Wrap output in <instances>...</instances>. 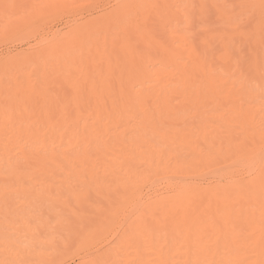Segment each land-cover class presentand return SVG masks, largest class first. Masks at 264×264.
<instances>
[{
    "label": "bare ground",
    "instance_id": "obj_1",
    "mask_svg": "<svg viewBox=\"0 0 264 264\" xmlns=\"http://www.w3.org/2000/svg\"><path fill=\"white\" fill-rule=\"evenodd\" d=\"M6 2L159 7L105 9L103 16L92 8L53 9L39 33L19 16L0 15V258L5 180L19 163L23 176L9 201L54 237L62 264L258 262V243L239 255L225 246L233 228L247 227L253 208L259 240V203L223 189L232 164L224 153L249 130L244 94L226 105L218 82L264 56L260 0H0ZM241 4L256 7H229ZM238 14L243 36L233 27ZM229 46L225 63L220 51ZM204 68L213 71L188 79ZM254 76L258 93V68ZM233 79L239 89V74ZM6 105L23 113L7 132ZM255 112L259 153L258 103ZM125 234L139 235V254L118 247ZM197 236L201 246L217 238L218 245L195 256L184 245ZM18 239L30 243L22 233Z\"/></svg>",
    "mask_w": 264,
    "mask_h": 264
},
{
    "label": "snow or ice",
    "instance_id": "obj_2",
    "mask_svg": "<svg viewBox=\"0 0 264 264\" xmlns=\"http://www.w3.org/2000/svg\"><path fill=\"white\" fill-rule=\"evenodd\" d=\"M92 8L104 15L105 9H129L134 7H151L157 8L158 5L151 6H136V5H60V4H34L31 6L20 5L16 3L6 2L0 4V15L5 20H11L15 16H19L26 20L33 31L39 33L42 28V23L50 10L61 8ZM183 7L187 8L188 5ZM194 7V6H193ZM229 7L236 9H251L256 5H230ZM260 46L264 52V0H260ZM113 20H119L118 16H114ZM186 21L188 17H185ZM147 17L143 18L140 23H146ZM234 31L241 36L244 35L246 29L240 22L239 14L233 24ZM10 28L5 25L3 35L7 41L9 38ZM249 40L252 35H249ZM232 57L231 47H225L220 51V58L225 63H230ZM260 75L259 91L257 93L255 85L254 73L257 70ZM207 68L199 69L195 72L188 73V79H192L194 75H199L200 72H209ZM239 74L240 87L236 88L234 77ZM224 79L218 82V88L221 97L224 98L226 105L234 103L233 97L240 99L241 94L244 98L240 100V108L246 111L248 117L247 125L249 135L240 138H233L228 146V150L224 155L232 161L230 170L225 173L223 178V189L225 193L244 192L249 199L259 203V240H256V218L254 215L255 209L245 219L247 227L237 230L233 228V234L226 238L225 246H231V251L239 255L245 248H255L257 243L260 248L261 259L256 261H248L243 259H221L219 261H211L208 259H188L183 261V264H264V56L259 60L258 65L250 64L247 68L237 67L235 72L231 74L225 72ZM8 99V97H6ZM147 103V102H146ZM259 104V136L260 150L257 153L253 147L255 141L254 124L256 120L255 105ZM246 105V109H245ZM18 116H23V113L12 111L6 105L4 126L7 132L13 126L14 121ZM6 151L8 145L6 144ZM41 149H44V144H40ZM18 151V149H17ZM258 162V166H257ZM23 167L18 163L16 174L14 177L6 176L4 200H5V217H4V234H3V258H0V264H62L55 259V239L45 231L41 230L40 223L32 216L24 213V208L19 201L15 204L9 201V189L12 184L18 182L23 176ZM258 173V174H257ZM227 198V197H226ZM23 234L25 237L30 236V243L21 244L18 239V234ZM218 245V238L210 241L209 245L201 246L200 237L197 236L194 242L186 243V249L195 256H200L205 252L212 251L213 247ZM121 250H133L139 254L142 249V241L138 234H125L123 242L118 246ZM39 257V258H34ZM93 264H125L123 260H105L94 261ZM134 264H176V262L168 259H159L156 261H145L137 259Z\"/></svg>",
    "mask_w": 264,
    "mask_h": 264
},
{
    "label": "rangeland",
    "instance_id": "obj_3",
    "mask_svg": "<svg viewBox=\"0 0 264 264\" xmlns=\"http://www.w3.org/2000/svg\"><path fill=\"white\" fill-rule=\"evenodd\" d=\"M60 26V25H59Z\"/></svg>",
    "mask_w": 264,
    "mask_h": 264
}]
</instances>
